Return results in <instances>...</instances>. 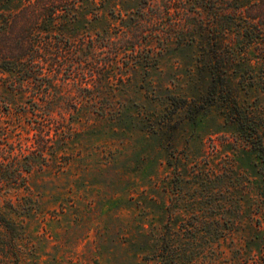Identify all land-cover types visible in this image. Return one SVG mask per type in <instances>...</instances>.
<instances>
[{
	"label": "rangeland",
	"instance_id": "obj_1",
	"mask_svg": "<svg viewBox=\"0 0 264 264\" xmlns=\"http://www.w3.org/2000/svg\"><path fill=\"white\" fill-rule=\"evenodd\" d=\"M18 4L0 0V208L19 264H264L263 45L223 31L221 0H78L27 83Z\"/></svg>",
	"mask_w": 264,
	"mask_h": 264
},
{
	"label": "trees",
	"instance_id": "obj_2",
	"mask_svg": "<svg viewBox=\"0 0 264 264\" xmlns=\"http://www.w3.org/2000/svg\"><path fill=\"white\" fill-rule=\"evenodd\" d=\"M7 1L10 3L18 2L17 9H19V11L16 16L18 18H13L14 20L12 21L7 20L5 24L17 26L21 33L26 30V37H18L17 35V47L15 50L19 55L13 61V68L17 72L25 70L26 83L29 81L31 82V80H35L36 76L41 74L43 70V51L47 47L42 43L41 33L43 31L49 33V26L55 24L56 16H60L59 18L63 21L62 23L66 25L67 23H65V20L67 18L70 19L74 14L78 0H6V2ZM227 1L228 0H221L224 10L220 17L224 27L223 31H231L236 34L238 39L241 40L240 44H244L245 47L263 45L264 52V16L262 14L264 11V0H255L248 4H242L240 0H233L237 5L232 12L226 7ZM59 40V44L55 46V49L58 50L64 62H68L72 69H77V66L82 64V61L80 59L78 60L76 50L79 46L75 43H78V41L82 39L78 36L71 39L65 37L63 32H60ZM101 40L104 45L100 43V48H103L106 46L105 43H108V38L102 36ZM231 46L234 47V45ZM97 47L96 45H88V48L94 50ZM24 51H26V63H22L20 60V56H22ZM232 55L234 56L233 52ZM119 56L120 53L118 50L110 57L112 59H118ZM95 69L98 70L97 68ZM92 70L94 71V69ZM43 95L46 96V93H38L33 97L39 100ZM36 104L38 103L36 102ZM37 110H39V108ZM254 149L257 155L264 161V147L262 143H254ZM33 162L34 159L29 162L27 169H25L26 171H30ZM22 240V226L17 224L10 217H7L0 208V255L11 254L14 258L13 264H19L20 252L23 246Z\"/></svg>",
	"mask_w": 264,
	"mask_h": 264
}]
</instances>
